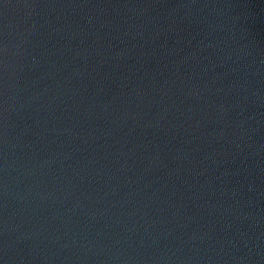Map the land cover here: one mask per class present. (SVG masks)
Segmentation results:
<instances>
[{"label": "water", "instance_id": "95a60500", "mask_svg": "<svg viewBox=\"0 0 264 264\" xmlns=\"http://www.w3.org/2000/svg\"><path fill=\"white\" fill-rule=\"evenodd\" d=\"M0 264H264V0H0Z\"/></svg>", "mask_w": 264, "mask_h": 264}]
</instances>
